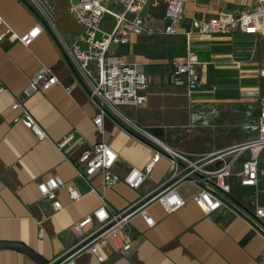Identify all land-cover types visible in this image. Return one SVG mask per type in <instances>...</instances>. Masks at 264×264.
<instances>
[{
  "label": "crops",
  "instance_id": "0c3cea01",
  "mask_svg": "<svg viewBox=\"0 0 264 264\" xmlns=\"http://www.w3.org/2000/svg\"><path fill=\"white\" fill-rule=\"evenodd\" d=\"M41 1L51 22L32 0H0V15L18 34L40 22L45 27L28 47L8 37L0 41V87L8 90L0 92V264H56L78 242L71 230L73 223L101 205L99 196L88 192V185L76 177L73 164L91 145L107 142L119 154L114 171L122 175L131 166L144 168L153 154L149 144L131 128L124 129L111 114L104 118L103 131L95 126L99 109L60 42V37L75 42L83 27L70 13L69 0ZM254 4L255 0H187L176 34L164 31L168 24L164 5L148 6L144 13L148 30L133 43L113 48L128 62H139L140 69L152 77L147 102L129 107L130 118L158 139L195 154L255 138L264 97V76L260 75L264 31L186 36L193 19L206 20L220 10L239 11ZM3 30L1 26L0 33ZM188 47L200 60L201 82L191 91L172 85L169 79L171 63L183 59ZM42 66L51 67L59 83L27 97L24 91ZM15 98L29 109L48 138L41 140L23 123L14 122L20 114L11 108ZM201 115H212L218 121L231 119L233 126L256 130L243 129L240 138L220 146L213 140L199 141L193 128ZM169 128L171 133L163 131ZM70 135L73 138L59 148L58 143ZM169 167V159L162 156L140 189L119 182L102 190L99 175L91 182L114 210L121 211L162 183ZM53 175H60L67 185L86 195L72 201L67 188H59L56 194L64 208L55 211L38 190V183ZM239 188L245 187L234 180L230 196L240 207L253 211L257 203L264 204L258 199L264 197V179L257 188H245L251 197L241 196ZM197 191L189 183L180 185L178 192L186 204L172 214L154 203L150 207L156 221L153 227L135 217L130 251L108 250L104 262L84 251L76 256V264H264V238L230 209L206 215L193 201Z\"/></svg>",
  "mask_w": 264,
  "mask_h": 264
},
{
  "label": "built area",
  "instance_id": "2783aa9c",
  "mask_svg": "<svg viewBox=\"0 0 264 264\" xmlns=\"http://www.w3.org/2000/svg\"><path fill=\"white\" fill-rule=\"evenodd\" d=\"M35 6L51 22L50 12L41 0H32ZM187 0H69L70 13L82 25L78 39L68 43L60 37L61 45L81 81L85 84L91 101L98 107L94 118L95 126L104 130V118L113 115L121 121L124 129L131 128L135 134L152 147L153 154L144 166H131L122 175L114 171L119 154L105 141L91 145L73 162L76 177L88 185V192L95 193L101 205L91 213L73 223L71 230L78 242L65 251L56 264H76L75 258L84 251L93 253L99 262H104L108 250L128 252L133 248L134 230L132 220L140 216L148 227L156 225L150 207L159 203L167 214L178 211L186 204L179 194L178 187L189 183L198 191L194 203L206 215H213L222 209H230L244 217L254 231L264 238V204L257 203L253 211L240 207L231 198L234 180L241 187L257 188L264 179V97L260 100V114L256 137L223 150L209 153H190L158 139L147 129L123 113L119 107L138 108L148 100L152 77L140 69V63L128 62L112 50L113 46L133 43L146 32L145 10L148 6L164 5L168 24L165 33L176 34L184 20ZM112 17L110 29L103 28L104 18ZM0 41L9 38L24 46H30L45 29L37 23L23 34H18L0 15ZM240 31L257 34L264 31V0H255L253 6L239 11L220 10L210 19H193L191 34H216ZM35 33V34H33ZM198 55L188 47L181 60L171 63L169 79L176 87L196 89L201 82L198 70ZM260 75L264 76V69ZM59 83L58 77L49 66H42L25 89L27 97L49 90ZM8 91L0 87V92ZM12 110H20L15 123H23L39 139L48 138L41 125L29 109L18 99H14ZM73 138L70 135L58 143L63 148ZM162 156L170 161L168 177L154 189L139 198L127 209L114 210L106 200L102 190L109 189L119 182L133 189H140ZM96 175L101 177L102 190L91 182ZM66 187L72 201L82 199L81 193L73 185H67L60 175H53L38 183L43 197L52 202L55 211L64 208L57 197V190ZM43 230H40L42 235Z\"/></svg>",
  "mask_w": 264,
  "mask_h": 264
},
{
  "label": "rangeland",
  "instance_id": "374dc122",
  "mask_svg": "<svg viewBox=\"0 0 264 264\" xmlns=\"http://www.w3.org/2000/svg\"><path fill=\"white\" fill-rule=\"evenodd\" d=\"M112 17L107 15L104 18L103 21V28L110 29L111 23H112ZM114 46L112 47L113 50ZM120 110L128 115L131 116V113L129 112V107H119ZM217 117V116H215ZM219 118V117H218ZM195 126L193 128V131L196 133V137L199 141H216V144L218 146L221 145V143L225 141H233L236 139V136L240 138L243 134V129H248L250 127H242V126H233L231 119H222L220 121L216 120L212 115L210 117H207L205 115H201L195 119ZM251 130H256V127H251ZM150 131L154 132L153 130L149 129ZM164 132L171 133L173 129H163ZM155 133V132H154ZM156 134V133H155ZM253 135V133H251ZM238 192L241 196L244 197H251V193L248 189L245 188H239ZM259 201H264V197H258Z\"/></svg>",
  "mask_w": 264,
  "mask_h": 264
},
{
  "label": "snow or ice",
  "instance_id": "6c2138e0",
  "mask_svg": "<svg viewBox=\"0 0 264 264\" xmlns=\"http://www.w3.org/2000/svg\"><path fill=\"white\" fill-rule=\"evenodd\" d=\"M33 34H35V33H33Z\"/></svg>",
  "mask_w": 264,
  "mask_h": 264
}]
</instances>
